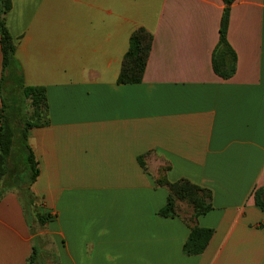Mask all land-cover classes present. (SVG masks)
Listing matches in <instances>:
<instances>
[{"label": "crops", "instance_id": "0c3cea01", "mask_svg": "<svg viewBox=\"0 0 264 264\" xmlns=\"http://www.w3.org/2000/svg\"><path fill=\"white\" fill-rule=\"evenodd\" d=\"M222 0H11L6 25L23 81L44 86L48 124L28 130L32 184L47 221L28 223L17 191L0 199V264H264V0H233L236 69L212 68ZM152 35L140 82L117 81L131 33ZM1 79V51H0ZM1 108V95H0ZM187 179L212 208L161 216ZM212 228L198 255L190 228ZM46 237L48 250L42 240Z\"/></svg>", "mask_w": 264, "mask_h": 264}, {"label": "trees", "instance_id": "16d2710c", "mask_svg": "<svg viewBox=\"0 0 264 264\" xmlns=\"http://www.w3.org/2000/svg\"><path fill=\"white\" fill-rule=\"evenodd\" d=\"M224 8L219 26V38L212 51V68L220 77L230 78L236 69V56L227 40V24L230 6L233 0H222ZM11 8V0H0V199L10 189L17 191L28 223L30 212L36 208L37 196L32 184L39 175V163L28 139V130L32 127L48 124V102L44 86L26 85L22 70L15 57V44L6 25V15ZM152 35L144 28L135 29L129 38V46L121 61L117 81L119 83L140 82L151 48ZM167 188L166 205L158 212L161 216L178 214L179 202L186 201L192 207V215L187 220L206 213L212 208L210 191L187 179L170 183L163 176L157 180ZM256 206L264 210V187L254 190ZM39 224L47 221V216L37 213ZM212 228L193 225L183 243L182 251L186 255H198L204 251L211 236ZM40 237H34L38 243ZM55 255L40 252L33 245L29 264H44L46 256Z\"/></svg>", "mask_w": 264, "mask_h": 264}, {"label": "rangeland", "instance_id": "374dc122", "mask_svg": "<svg viewBox=\"0 0 264 264\" xmlns=\"http://www.w3.org/2000/svg\"><path fill=\"white\" fill-rule=\"evenodd\" d=\"M189 208H191V213L184 216L185 218H189L192 215V207L190 206V204L186 201H180L179 202V208H178V214L179 215H183L184 213L188 212ZM37 213L40 214L36 208H33L32 211L30 212V223H32V226L34 227V229L39 228L41 225L39 224L38 220H37ZM41 240L43 241L42 243H44V247L45 249L47 248L48 250V239L46 237L41 238ZM44 264H54L52 262V257L49 254V256H46L44 258Z\"/></svg>", "mask_w": 264, "mask_h": 264}]
</instances>
